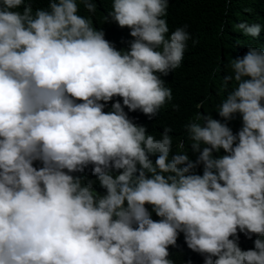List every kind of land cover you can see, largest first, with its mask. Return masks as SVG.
<instances>
[{
	"label": "clouds",
	"instance_id": "9594fccd",
	"mask_svg": "<svg viewBox=\"0 0 264 264\" xmlns=\"http://www.w3.org/2000/svg\"><path fill=\"white\" fill-rule=\"evenodd\" d=\"M38 2L0 0V264H175L181 233L204 264H264V47L226 65L225 122L197 111L184 125L193 161L171 126L158 139L132 119L173 99L158 74L191 34L170 31L169 0H112L124 49L94 26L96 0ZM234 28L255 38L262 24Z\"/></svg>",
	"mask_w": 264,
	"mask_h": 264
},
{
	"label": "trees",
	"instance_id": "16d2710c",
	"mask_svg": "<svg viewBox=\"0 0 264 264\" xmlns=\"http://www.w3.org/2000/svg\"><path fill=\"white\" fill-rule=\"evenodd\" d=\"M96 3L94 26L104 30L106 39L113 42L117 49L127 48L129 42L134 39L130 36V29L119 27L111 17L106 19L108 11L111 10L112 0H96ZM35 7H47V4L41 0ZM80 8L82 15H89L83 5ZM249 8L252 11H246ZM167 13L170 31L188 25L187 30L191 34L181 65L166 76L158 74L165 80L166 86L172 89L173 99L153 117L137 110L132 112V119L135 123L145 126L148 132L158 139L164 127L171 126L173 152L180 151L176 147L177 141L184 140L187 154L195 161L199 153L192 151L190 146L192 141L188 139L184 125L197 111L204 115L211 112L213 118L225 122V118L219 116L217 106L222 103L233 86L230 84L228 90L222 87L224 77L230 73L226 65L232 58L243 56L251 44L264 47V0H169ZM242 22L261 23L259 37H248L234 28L235 24ZM193 40L198 43L194 45ZM172 104H179V111L174 110ZM198 104H201L199 109L196 107ZM227 123L236 133L242 127V117L239 113L234 114ZM222 154H226L223 149L219 153L214 152L217 156ZM150 158L154 161L156 156ZM35 164L37 167L42 166L39 161ZM92 167L89 165L84 173L74 175L91 177ZM194 171L202 174L203 165H198ZM95 187L102 193L105 191L99 184ZM147 207L152 211L151 205ZM152 217L160 219L155 212H152ZM257 238L264 239L256 236ZM169 251V258L173 259L175 264L193 262L204 264V256L188 248L183 233L179 235L175 246H169ZM199 255H202V261Z\"/></svg>",
	"mask_w": 264,
	"mask_h": 264
}]
</instances>
